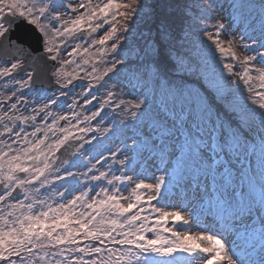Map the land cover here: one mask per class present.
I'll list each match as a JSON object with an SVG mask.
<instances>
[{"label":"snow or ice","instance_id":"snow-or-ice-1","mask_svg":"<svg viewBox=\"0 0 264 264\" xmlns=\"http://www.w3.org/2000/svg\"><path fill=\"white\" fill-rule=\"evenodd\" d=\"M61 6L70 12L59 11ZM157 7L147 0H78L66 5L53 0H0V50L8 54L0 63V77L14 78V73L22 72L26 79L17 83L21 88L29 87L50 61L58 60L61 46L79 40L68 52L72 59H62L59 67L53 63L55 71L50 73L57 85L68 88L78 72L70 73L66 66L73 64L76 57L87 65L103 60L109 53H118L124 46L122 42L127 41L125 34L137 21L142 22L147 35L136 60L127 56L124 60L113 58L93 79L98 83L109 73L119 72L118 65L126 68L135 87L143 91L134 100H121L116 107L125 105L123 111L132 120L147 116V126L152 129L148 135L155 134L160 140L161 161L172 163L174 170L182 169L188 182L197 188L203 187L206 192L211 188L209 201L215 205L221 230L217 234L178 230L176 225H187V217L179 209L152 204L161 194L164 176L156 178L155 183L133 181L127 175L113 174L108 179L110 168L97 169L107 159L102 154H98L95 164L83 162L91 151L85 145H92L98 139L96 134H110L111 129L101 127L103 117L96 127L78 125L100 117L104 105L116 93L109 91L98 110L84 115L83 121L79 120L81 113L72 111L70 115L77 124L71 123L67 113L57 116L51 125L34 126L31 133L17 124L36 121L41 112L52 115L47 109L57 103L58 97L49 98L31 116L9 115L0 107V137L10 134L8 139H0V264H179L175 259L162 258H174L181 252L195 256L199 264H256L236 251L238 245L234 242L230 250L222 238L226 235L257 237L264 253V67L255 68L252 63L259 55L264 64V53L238 55L235 38L222 39L224 24L217 20L212 25L214 31L204 32L203 36L219 51L221 61L231 58L237 62L223 63L222 68L246 86L250 95L244 98L243 106L229 100L233 89H222L212 82L209 87L215 96L184 84L173 87L180 73L195 71L190 67L195 61L182 55L174 44L172 13L178 5L165 3L164 11H157ZM261 9L264 14V4ZM53 21L59 26H54ZM204 21L207 23V17ZM260 24L264 37V15ZM85 36L89 38L87 42L83 40ZM240 42L245 49L257 44L255 39L251 44L244 43L243 36ZM259 44L264 47V39ZM237 66L240 72L234 71ZM97 71L93 64L92 72ZM220 78L235 83L225 78L223 71ZM93 87L91 83L86 86L83 104L91 105L97 99ZM157 89L162 99L158 110L149 113V94L155 97ZM59 95L66 97L67 93L61 90ZM76 106L73 98L68 107ZM15 108L16 104H11V109ZM61 120L65 121L63 127L59 126ZM88 133L94 135L86 139ZM117 153H121L120 147L109 150L113 159ZM118 163L123 171L128 157ZM77 166L87 171L73 172L71 169ZM94 170L99 174L89 175ZM66 178H71L69 186L61 184L63 191L55 190V182ZM101 180L112 187L91 184ZM122 181L134 183L128 196L116 186ZM142 189L148 190V216L143 215ZM152 213L156 214L154 223ZM170 220L172 227L167 226ZM259 264H264V256Z\"/></svg>","mask_w":264,"mask_h":264},{"label":"trees","instance_id":"trees-1","mask_svg":"<svg viewBox=\"0 0 264 264\" xmlns=\"http://www.w3.org/2000/svg\"><path fill=\"white\" fill-rule=\"evenodd\" d=\"M53 2L59 5H66L68 3H76L78 0H53ZM147 3L157 5V11H164L165 9H163L162 5L165 3L178 5L175 12L172 13L175 18L173 26V33L175 36L174 44L182 55L186 56L190 61H195V63L190 64V67L195 69V71L180 73L178 77L173 80L172 86L174 87L179 84L192 86L199 89L201 92H204L205 95L211 96H215L216 93L213 88L209 87V82L215 83L217 87L222 89H228L230 87L234 90V92L229 94V100H234L237 106H243L244 98L250 95L247 92L246 86L242 81L238 80L236 76L229 74L227 70L222 68L223 63L236 64L237 62L231 58L223 59L221 61L219 51L215 49L214 45L211 44V41H209L206 36H203V33L207 31H214L212 25L215 24L217 20H220L224 24V29L221 30L222 39L230 40L235 38L237 42L236 50L238 55L243 57L251 54H249V51H246L245 48L244 50L240 49L242 47L240 42L241 36L238 35L239 37H237L232 34L237 26V28L245 30V34L243 36L245 37L244 43L251 44L252 39H255L257 44L252 45L255 52L264 53V47H260L259 44V42L264 39L261 35L260 24L262 15H264L262 14L261 9V5L264 4V0H147ZM233 4H238L240 6L233 8ZM59 11L68 13L70 12V9L61 6ZM205 17H207V23L204 21ZM65 18H67V16H65ZM52 23L54 26H59L56 21H53ZM100 34H102V32ZM125 35L127 36V41L126 43L122 42L124 44L123 48L119 49L118 53H109L103 60L94 61L93 64H95L96 68H98V64L100 62L103 68H105L112 62L113 58L124 60L125 56H127L130 60H136V54L143 43V37L147 35V30L144 29L142 22L137 21V23L131 27L129 33H126ZM88 39V37H83L85 42H87ZM78 42L80 41L70 40L68 44L61 46V55L58 58L59 63L62 59H72V57L68 56V52H70L72 47H74V45ZM85 46H87V43H85ZM260 59L261 57L257 55L256 60L252 62L255 68L264 67V64L260 63ZM2 62L3 61L0 63ZM93 64H82L80 62V57H76L75 62L67 66L68 72H78V76L73 80L72 85L63 89L60 85L59 88L52 91H47L45 89L38 90L45 91L44 93H46V96L49 95L48 98H44L47 103L49 98L58 97L59 100L57 101V104H61L64 108H67V110H69L68 113H71L72 111L76 112V108L81 107V109H83L82 121L84 115L90 116L91 112L98 110L99 104L103 103V101L107 99V93L109 91L116 93L109 103L104 105L100 117H97L96 120L82 123V127H96L97 121H100L101 117H103L101 127H109L111 132L106 135L96 134L99 136L98 139L101 140L99 143L103 145L101 148H98V150L100 152V149H102L104 150V153H109V147L118 146L117 143L112 142L113 134L121 133L122 131L135 126L144 125L146 128H149L147 126L149 120L147 116L144 118L141 117V119L139 118L138 120H132L123 111L125 105L116 107V105L120 104L121 100H134L138 95H140L141 91H143L142 89L135 87V81L130 80L126 68H120L118 65L117 67L119 68V72L115 75L109 73L108 76H104V78L100 80L101 84L99 85V82L97 83V81L93 79V77L97 76L94 74L95 72H92ZM79 71L81 73H79ZM221 71H223V76L225 78H228L229 81H234L235 83L229 84L222 80L220 78ZM234 71L240 72L241 68L237 66ZM88 73H91L92 76L89 77ZM255 74L256 73L253 72V75ZM109 76H111V79H109ZM9 79L12 78L8 77V80ZM13 79L17 78L14 77ZM93 82H95L97 86L92 88V93L97 97V99L94 100L91 105H85L83 104V93L86 86L89 83L93 84ZM113 85H115V87H113ZM13 86L14 84H8L5 81V78L0 77V93L2 91H8V89ZM61 90L67 93L66 97L59 95ZM157 91L159 94L157 96L155 95V97H153L151 93L149 94L148 105L146 107V111L149 113H155L159 108L162 98L159 89H157ZM21 96L22 94L20 97ZM17 97L19 98L18 94ZM73 98L76 99L77 106L69 108L68 106L72 104ZM90 98L91 97H89V99ZM248 104H251V102L248 101ZM252 107L256 106L252 105ZM109 121L111 123H109ZM72 122L73 124H77L76 119L73 117ZM151 132L152 131L146 133L148 139L151 137L148 135ZM85 157L88 158L90 156L87 155ZM83 171H87L85 167L82 168V172ZM151 216L155 219L154 213H152Z\"/></svg>","mask_w":264,"mask_h":264},{"label":"rangeland","instance_id":"rangeland-1","mask_svg":"<svg viewBox=\"0 0 264 264\" xmlns=\"http://www.w3.org/2000/svg\"><path fill=\"white\" fill-rule=\"evenodd\" d=\"M238 27V26H237ZM235 28L232 34L235 36H244L245 30L242 28ZM239 35V36H238ZM245 38V37H244ZM240 49L244 50V47L242 46ZM252 49H254L252 47ZM252 49H245L246 51H249V54L251 55H256V52L253 51ZM261 60V59H260ZM58 64L56 67H59V60ZM261 63V62H260ZM69 66V65H68ZM67 67V66H66ZM98 71L95 72L97 76L101 75L103 73V66L101 65V62L98 64ZM55 71V70H54ZM79 73H81L79 71ZM5 78V81L8 84L14 86L10 88L8 91H2L0 93V100L2 99H7V97H11L12 93L15 92L18 94L19 98L16 97V95L12 98V103L11 104H16L15 109H11V105L9 103L7 104V108L5 109L3 105L0 103V107L3 108L4 111H7L9 115H23V116H31L34 115L36 111H39L40 107L47 102L45 101L48 98L46 96L45 91H40V90H33L30 86L29 87H24L21 88L19 83L17 81L26 79V75L23 73L21 74L17 79H9L8 77H3ZM63 83V81L61 82ZM94 87L97 86L95 82H93ZM99 81V85H100ZM60 86V85H59ZM8 89V88H7ZM6 89V90H7ZM21 92V93H19ZM25 92V93H23ZM22 94L23 99H21L20 95ZM45 94V95H44ZM159 94L158 91H156V96ZM39 96V97H37ZM31 99L33 101V104L30 103L29 105H26L27 102L25 100ZM37 99L38 102H35L34 100ZM8 100V99H7ZM59 98L57 99V101ZM60 104H56V107L53 108L52 105L49 106L47 109V112L51 113L53 111L52 115H55L56 108H59ZM171 106V104H170ZM57 108V109H58ZM96 108V107H95ZM59 114L57 115H65L66 113L69 115V120L72 121V117L70 115L69 110L67 108H64L63 106L58 109ZM77 113H81L79 116V120L82 121V115H83V109L76 108ZM52 115H46L44 112H41L37 118L36 121H29L27 125H24L22 121H18V125H22L25 127L26 131L31 133L33 131L34 126H47L51 125V123H46L45 121H48ZM145 116H142L144 118ZM141 119V117H140ZM77 121V119H76ZM110 122V121H109ZM46 123V124H45ZM73 123V122H72ZM81 124V123H80ZM79 124V126H80ZM30 126V127H28ZM59 126L60 121H59ZM2 127V125H0ZM32 127V128H31ZM89 127V126H88ZM31 128V129H30ZM18 130V128L14 129ZM74 131H77L74 129ZM152 131L151 128H146V126H135V127H130L128 130H124L121 133H115L113 134V143H117L118 146L121 149V153H117V156L115 159H113L109 153H104V150L100 149V152L98 148H101L103 145L99 143L101 140L97 139V141H93L92 145H85V148H91L90 152H87L85 156L89 155L90 157H85L84 158V163H88L90 160L91 163L95 164L96 159L99 158L98 154H102L104 157H106V161H101V164L97 165V169L99 171H109V168L111 169L108 179H111V176L113 174L117 176L121 175H127V176H132L133 181H137V179H145L147 178L146 172H144L143 176L138 175L141 170L143 169L142 166L138 168V170L135 172V167L137 165H141V163L146 164L148 161L152 160L154 157H160L159 153V144L160 140L159 138L153 134L149 139L148 136L146 135L147 132ZM41 134V133H40ZM38 134V135H40ZM50 134V133H49ZM77 134L78 131H77ZM10 134H6L4 137H0V139H8ZM23 135V134H22ZM51 135V134H50ZM90 135V136H89ZM93 133H88L86 134V139L90 138ZM14 139V137H12ZM31 138V137H30ZM99 138V136H98ZM136 141L134 144L133 141ZM153 140H155V144L153 143ZM10 142V141H9ZM115 146L109 147L108 149L115 150ZM96 153H95V151ZM98 150V151H97ZM97 154V155H96ZM93 155V156H92ZM177 155H179V152H177ZM125 156L128 157V163L123 166V171H120L121 165H119L118 161L120 159H123ZM95 157V159L93 158ZM145 157V158H144ZM90 166V165H89ZM157 166H160L159 163H157ZM83 168V166H79L78 169ZM153 169V168H152ZM87 170V168H86ZM99 171H93L89 175H98ZM84 172V171H83ZM86 172V171H85ZM160 176H164L165 179V184L161 189V194L157 198V200L152 201V203L156 207H167L168 210H175L179 209L188 219L187 225L179 224L176 225V228L180 231H191L193 233L199 232V231H210L213 232V234H217L221 229L217 228L219 226L221 228V224L219 222V218L216 215V208L214 203H210L209 201V196L211 193V188H208V191H204L203 187L197 188L194 184H190L187 180L186 175L180 168H175L174 170V165L172 163L166 162L165 165L163 166V171L157 173V178ZM258 179V177H257ZM64 181H56L55 184L57 185L56 190L57 191H63V188L59 187L61 184H64ZM153 181L152 183H155ZM83 183V182H82ZM150 183V182H149ZM189 183V184H188ZM92 185H97L99 184L100 186H105L111 188V185L107 184L106 180H101V181H92ZM69 183L65 187H68ZM76 186V185H75ZM117 187L120 188L121 193L124 196H128L131 188L134 187V183H128L127 181H122L118 182L116 184ZM176 186V187H175ZM178 186V187H177ZM175 187V188H174ZM174 188V193L172 196L165 198L164 196L168 193L169 189ZM97 191L99 190L98 188L96 189ZM41 191H44L43 189ZM142 194L144 195L145 202L147 203V191L148 190H140ZM57 199H61L57 197ZM159 204L156 202L161 201ZM143 207L145 209V212L143 215L148 216L150 213V206L147 204H143ZM151 221L154 223V218L151 216L150 217ZM169 222H172L171 220ZM168 226V225H167ZM171 226H173V223H171ZM149 235H154L153 233H149ZM225 239V242L229 245L230 250L232 249V244L233 242L238 245V247L235 249L238 252H243V248H246L249 253H252L250 257H252V261L256 260L257 258L261 259L262 256H264V253L261 252V246L259 243V240L257 237H252V238H238L235 235H226L222 237ZM245 254V253H244ZM174 258L170 259H175ZM163 259V258H162ZM187 261H192V264H199V261L196 259L195 256H189L187 259H185V262L183 264H186Z\"/></svg>","mask_w":264,"mask_h":264},{"label":"water","instance_id":"water-1","mask_svg":"<svg viewBox=\"0 0 264 264\" xmlns=\"http://www.w3.org/2000/svg\"><path fill=\"white\" fill-rule=\"evenodd\" d=\"M7 55L3 50H0V59L6 60ZM53 63H55V66L57 64V62H49L48 65L46 66V70L45 72L38 78L34 77V82L32 84V86L34 87H42V88H47L48 90H51L55 87H57L58 85L55 83V78H50V73L55 69L53 67ZM41 65H43V62H41ZM27 70H31V68H28ZM22 74V72L20 73H14V75H20ZM63 151V150H62ZM57 155H60V153H58Z\"/></svg>","mask_w":264,"mask_h":264},{"label":"flooded vegetation","instance_id":"flooded-vegetation-1","mask_svg":"<svg viewBox=\"0 0 264 264\" xmlns=\"http://www.w3.org/2000/svg\"><path fill=\"white\" fill-rule=\"evenodd\" d=\"M65 124V121H63L62 125Z\"/></svg>","mask_w":264,"mask_h":264}]
</instances>
